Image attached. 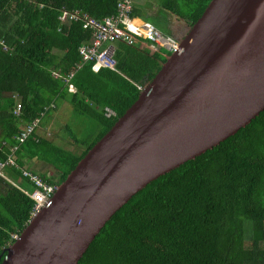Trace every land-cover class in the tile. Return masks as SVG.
I'll list each match as a JSON object with an SVG mask.
<instances>
[{
  "label": "trees",
  "instance_id": "1",
  "mask_svg": "<svg viewBox=\"0 0 264 264\" xmlns=\"http://www.w3.org/2000/svg\"><path fill=\"white\" fill-rule=\"evenodd\" d=\"M210 1L134 0L130 17L150 24L143 9L151 6L186 33ZM117 2L0 0V172L7 179L0 178V263L11 234L23 230L34 205L21 191L33 190L22 173L57 187L136 101L138 87L145 88L165 60L139 45L115 43V71L94 73L92 62L80 64L78 49L90 43L91 35L79 23L59 22L61 11L101 20L116 13ZM71 71L73 92L64 81ZM60 104L96 124L90 141L74 140L68 150L39 132L44 117L54 112L51 120L55 118ZM105 108L114 116L105 117ZM33 121L37 128L20 143L17 137ZM9 158L14 165H6ZM33 163L56 173H36ZM78 264H264V111L234 136L136 193L100 230Z\"/></svg>",
  "mask_w": 264,
  "mask_h": 264
},
{
  "label": "water",
  "instance_id": "2",
  "mask_svg": "<svg viewBox=\"0 0 264 264\" xmlns=\"http://www.w3.org/2000/svg\"><path fill=\"white\" fill-rule=\"evenodd\" d=\"M179 46L0 264H78L136 193L264 111V0H211Z\"/></svg>",
  "mask_w": 264,
  "mask_h": 264
},
{
  "label": "built area",
  "instance_id": "3",
  "mask_svg": "<svg viewBox=\"0 0 264 264\" xmlns=\"http://www.w3.org/2000/svg\"><path fill=\"white\" fill-rule=\"evenodd\" d=\"M134 0H118L116 5V13L110 17L96 20L87 14L74 11H61L59 22L61 23H79L81 28L88 31L91 35L90 43L82 44L78 49V54L81 58L80 64L92 62L91 70L97 73L101 69H108L115 71V62L113 60L115 43H125L128 46L139 45L149 49L153 54L160 55L164 59L171 54L179 51L180 46L177 40L167 37L160 33L155 27L143 22L140 19L130 17L132 11V4ZM80 65L76 66L79 69ZM74 71H71L64 79L68 86V91L73 92L74 88L69 84V81L74 76ZM57 77V74H54ZM143 88L138 87L139 91ZM17 112L20 106H17ZM107 118L113 117L114 113L108 108L104 109ZM38 121H33L31 125L27 126L22 133L17 137L22 143L27 137L37 128ZM14 153V150H11ZM6 165H13V160L9 158ZM4 165L0 164V169ZM23 177L27 178L33 185V190L27 192L21 190L34 203L30 212L27 224L33 219L39 210L48 206L51 202L56 186L42 181L36 175L30 174L27 171L22 173ZM0 178H4L0 172ZM10 182V181H8ZM11 183V182H10ZM20 232L11 234L10 242L18 240Z\"/></svg>",
  "mask_w": 264,
  "mask_h": 264
},
{
  "label": "rangeland",
  "instance_id": "4",
  "mask_svg": "<svg viewBox=\"0 0 264 264\" xmlns=\"http://www.w3.org/2000/svg\"><path fill=\"white\" fill-rule=\"evenodd\" d=\"M137 2L144 3L146 0H137ZM143 11L150 18V24L154 25L163 35L177 41L181 40L185 35L183 32L184 30L180 31L177 27L178 24H175L172 18L167 14L157 9H153L151 6L144 7ZM146 51L155 55L149 49ZM70 109L71 108L67 105L60 104L55 113V118L51 120L54 116V112H49L43 119L41 126L42 129H38L42 135L46 136V138L53 140L56 144L64 148H68V150L72 149L74 140L88 142L97 132L96 124L93 121L84 116L77 117V115H73L70 112ZM68 127L70 128L69 131H65ZM61 135H65V139L70 144H67L66 140L62 139ZM83 149L84 147L81 146V150ZM32 168L36 173H46L48 176H53L56 173L51 168L47 166H39V164L33 165Z\"/></svg>",
  "mask_w": 264,
  "mask_h": 264
},
{
  "label": "clouds",
  "instance_id": "5",
  "mask_svg": "<svg viewBox=\"0 0 264 264\" xmlns=\"http://www.w3.org/2000/svg\"><path fill=\"white\" fill-rule=\"evenodd\" d=\"M134 2V1H133ZM63 11V10H62ZM133 18H136V19H140V18H137V17H133ZM140 20H142V19H140ZM143 21V20H142ZM143 22H145V21H143ZM145 23H147V22H145ZM147 24H149V23H147ZM151 25V24H150ZM153 26V25H152ZM154 27V26H153ZM180 40H178V42H179ZM145 48V47H144ZM147 49V48H146ZM106 117V116H105ZM27 225V224H26ZM20 235V234H19ZM15 242V241H14ZM13 243V242H12ZM11 242H9V246L12 244Z\"/></svg>",
  "mask_w": 264,
  "mask_h": 264
},
{
  "label": "crops",
  "instance_id": "6",
  "mask_svg": "<svg viewBox=\"0 0 264 264\" xmlns=\"http://www.w3.org/2000/svg\"><path fill=\"white\" fill-rule=\"evenodd\" d=\"M35 164H39V166H45L44 164L42 165V164H40V163H33L32 166L35 165ZM46 166H47V165H46ZM47 167H48V166H47ZM25 226H26V225H25Z\"/></svg>",
  "mask_w": 264,
  "mask_h": 264
},
{
  "label": "bare ground",
  "instance_id": "7",
  "mask_svg": "<svg viewBox=\"0 0 264 264\" xmlns=\"http://www.w3.org/2000/svg\"><path fill=\"white\" fill-rule=\"evenodd\" d=\"M132 17V16H131ZM139 18V17H138Z\"/></svg>",
  "mask_w": 264,
  "mask_h": 264
}]
</instances>
